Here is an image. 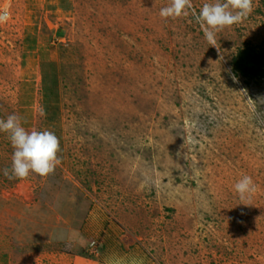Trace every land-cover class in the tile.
<instances>
[{"label": "rangeland", "instance_id": "rangeland-1", "mask_svg": "<svg viewBox=\"0 0 264 264\" xmlns=\"http://www.w3.org/2000/svg\"><path fill=\"white\" fill-rule=\"evenodd\" d=\"M169 2L0 0V119L60 141L52 173L10 180L0 132V198L53 227L27 228L14 264H264V77L231 65L264 52V0L219 51Z\"/></svg>", "mask_w": 264, "mask_h": 264}, {"label": "clouds", "instance_id": "clouds-1", "mask_svg": "<svg viewBox=\"0 0 264 264\" xmlns=\"http://www.w3.org/2000/svg\"><path fill=\"white\" fill-rule=\"evenodd\" d=\"M251 11L252 0H216L215 3H205L199 13L193 8L191 0H170L167 6L160 9L159 15L161 18L168 19L187 16L191 13L202 29L207 42L219 51L220 46L217 45L215 38L216 32L242 22ZM4 18L0 16V20ZM0 132L8 134L14 150L11 168L3 169V175L6 178L25 179L30 172L47 176L61 163L57 156L60 141L53 132L26 131L21 125L20 118L15 114L9 115L6 119H0ZM233 188L242 201L256 191V186L248 175H242Z\"/></svg>", "mask_w": 264, "mask_h": 264}, {"label": "crops", "instance_id": "crops-1", "mask_svg": "<svg viewBox=\"0 0 264 264\" xmlns=\"http://www.w3.org/2000/svg\"><path fill=\"white\" fill-rule=\"evenodd\" d=\"M0 201V264H14V254L20 247L19 244L27 228L45 232L49 228L52 229V225L48 224L51 213L47 216L40 209L36 210L37 206L28 207L22 200L15 197L11 199L0 198ZM56 223L59 224V222ZM57 228L60 227L57 226Z\"/></svg>", "mask_w": 264, "mask_h": 264}, {"label": "trees", "instance_id": "trees-1", "mask_svg": "<svg viewBox=\"0 0 264 264\" xmlns=\"http://www.w3.org/2000/svg\"><path fill=\"white\" fill-rule=\"evenodd\" d=\"M231 65L237 75L261 79L264 77V52L257 51L253 46L245 45L237 50Z\"/></svg>", "mask_w": 264, "mask_h": 264}]
</instances>
